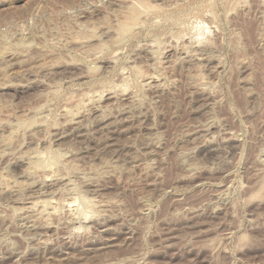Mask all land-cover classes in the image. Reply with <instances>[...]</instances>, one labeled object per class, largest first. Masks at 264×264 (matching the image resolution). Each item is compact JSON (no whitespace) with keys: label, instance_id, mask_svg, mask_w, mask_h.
Returning <instances> with one entry per match:
<instances>
[{"label":"rangeland","instance_id":"374dc122","mask_svg":"<svg viewBox=\"0 0 264 264\" xmlns=\"http://www.w3.org/2000/svg\"><path fill=\"white\" fill-rule=\"evenodd\" d=\"M0 264H264V0H0Z\"/></svg>","mask_w":264,"mask_h":264}]
</instances>
